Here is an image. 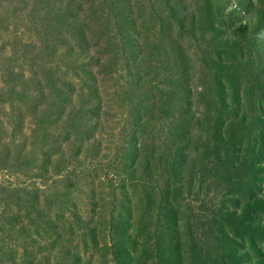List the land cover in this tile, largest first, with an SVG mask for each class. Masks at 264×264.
I'll use <instances>...</instances> for the list:
<instances>
[{
    "label": "rangeland",
    "instance_id": "obj_1",
    "mask_svg": "<svg viewBox=\"0 0 264 264\" xmlns=\"http://www.w3.org/2000/svg\"><path fill=\"white\" fill-rule=\"evenodd\" d=\"M111 3L112 29L120 37L105 44L99 31L91 35L93 24L85 28L82 49L66 56V63H77L81 80L64 94H82L85 118L97 122L84 136H94L99 147L91 160L98 165L85 167V184L79 181L72 200L89 225L69 232L64 214L57 233L66 251L58 255L64 264H264V0ZM77 15L79 24H92L89 11ZM0 32V42H33L24 29ZM63 34L55 46L64 58L75 41ZM53 68L59 76L66 71L61 60ZM91 72L93 83L85 80ZM25 79L29 89L34 75ZM159 102L175 109V123L189 118L180 123L189 146L172 151L138 133L157 115L145 107ZM178 107L187 112L179 115ZM24 114L32 122L29 111ZM50 139L66 146L63 136ZM134 163L136 182L126 173ZM120 229L131 243L116 233ZM48 233L38 236L40 245L52 242ZM48 254L56 256L57 244Z\"/></svg>",
    "mask_w": 264,
    "mask_h": 264
},
{
    "label": "trees",
    "instance_id": "obj_2",
    "mask_svg": "<svg viewBox=\"0 0 264 264\" xmlns=\"http://www.w3.org/2000/svg\"><path fill=\"white\" fill-rule=\"evenodd\" d=\"M17 1L20 4L25 2L24 7L19 8ZM54 4L57 5L52 11ZM112 7L111 0H0V31L11 26L12 29H24L33 37L32 44L22 45V41L10 42L9 39L0 42V264H64L65 261L58 255L62 249L60 234L57 233L61 217L69 215L68 230L72 233L89 225L82 215L75 213L72 200H75V192L80 191L79 181L85 184V167L98 165L91 160L98 151L99 143L94 136H84L94 131L92 127L97 122L85 118L84 114L88 112L79 105L82 94L73 92L70 97L64 94L73 90V81L77 78L81 80L77 63H66V56L76 55L75 49H82L80 42L86 37L85 28L91 30L93 24L91 35L99 31L101 35L98 38L105 44H111L116 36L120 37L112 29L116 23ZM86 10L93 15L92 24H79L81 15L77 14ZM62 33L76 43L64 58L55 46L58 45L57 37ZM114 52L112 50L114 64L111 63V69H115L119 62ZM67 59L70 62L74 60L72 57ZM58 60L66 69L62 76L53 68V63ZM125 65L128 67V64ZM29 73L34 75V84L28 89L25 78ZM87 75L85 80L93 83L94 73ZM87 89L91 90L89 86ZM67 99L73 102L64 106ZM32 100L37 102L35 107ZM145 108L146 113L157 115L150 117L151 123L146 124L145 130L140 128L138 133H145L169 145L172 151L189 146L180 124L189 122V118L182 120L181 116L180 121H176L179 123H175L172 121L175 109L165 102ZM182 109L187 112L186 108H181L179 115ZM26 110L32 115V122L26 121ZM14 111L18 114H13ZM61 112L65 113L62 117ZM52 135L65 137L66 146H54L49 140ZM135 149L140 150L138 146ZM126 150L127 146L122 149L124 153ZM134 164V167L130 166L129 174L126 172L132 182L137 180L138 163ZM142 168L150 175L148 163ZM164 181L166 178L161 181L162 188L167 186ZM71 208L74 212H70ZM169 210L171 212L172 209ZM121 224L125 222L121 221ZM119 231H122L125 241L132 242L131 238L124 236H129L124 229L116 233ZM42 232L52 234L49 246L46 236L41 237L45 241L44 245H40L37 238ZM55 244L57 254L52 258L48 250L51 251V246ZM62 250L66 251V248Z\"/></svg>",
    "mask_w": 264,
    "mask_h": 264
}]
</instances>
